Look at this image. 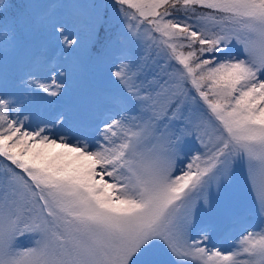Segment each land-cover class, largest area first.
Listing matches in <instances>:
<instances>
[{
	"label": "snow or ice",
	"instance_id": "1",
	"mask_svg": "<svg viewBox=\"0 0 264 264\" xmlns=\"http://www.w3.org/2000/svg\"><path fill=\"white\" fill-rule=\"evenodd\" d=\"M239 161L264 226V0H0V264H264Z\"/></svg>",
	"mask_w": 264,
	"mask_h": 264
},
{
	"label": "rangeland",
	"instance_id": "2",
	"mask_svg": "<svg viewBox=\"0 0 264 264\" xmlns=\"http://www.w3.org/2000/svg\"><path fill=\"white\" fill-rule=\"evenodd\" d=\"M56 3H66L72 4L77 2H85V0H54ZM118 28V24H115ZM198 147V144H197ZM196 148H192L191 155H196ZM236 174L238 177H242L244 183L241 186L242 198L244 207L247 209L244 211L238 218L237 222L226 231L220 232L212 243L216 244L225 253L232 252L239 247V242L241 239V234L245 231H252L256 229L257 231L261 230L260 225V216L256 211L258 207V197L261 192V182L259 176L257 177L255 185L251 182H248V171L246 161H239L235 166ZM108 179V178H106ZM215 188L209 193V196L215 195ZM195 235V233H193ZM28 242L25 241V244Z\"/></svg>",
	"mask_w": 264,
	"mask_h": 264
},
{
	"label": "trees",
	"instance_id": "3",
	"mask_svg": "<svg viewBox=\"0 0 264 264\" xmlns=\"http://www.w3.org/2000/svg\"><path fill=\"white\" fill-rule=\"evenodd\" d=\"M131 11H134V10H131ZM116 25L114 24V27H115Z\"/></svg>",
	"mask_w": 264,
	"mask_h": 264
}]
</instances>
